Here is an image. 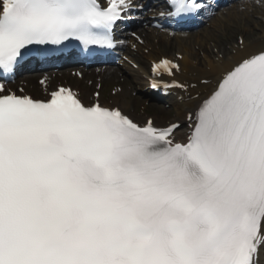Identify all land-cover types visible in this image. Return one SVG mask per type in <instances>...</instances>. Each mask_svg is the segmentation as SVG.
I'll use <instances>...</instances> for the list:
<instances>
[{
    "label": "snow or ice",
    "instance_id": "6c2138e0",
    "mask_svg": "<svg viewBox=\"0 0 264 264\" xmlns=\"http://www.w3.org/2000/svg\"><path fill=\"white\" fill-rule=\"evenodd\" d=\"M127 9L126 0H0V77L31 46L112 48ZM248 47L240 40L219 59L229 66L188 112L182 142L175 123L141 125L70 88L37 100L0 84V264H259L264 45ZM161 69L180 65L152 70Z\"/></svg>",
    "mask_w": 264,
    "mask_h": 264
},
{
    "label": "bare ground",
    "instance_id": "6f19581e",
    "mask_svg": "<svg viewBox=\"0 0 264 264\" xmlns=\"http://www.w3.org/2000/svg\"><path fill=\"white\" fill-rule=\"evenodd\" d=\"M249 5L245 11L230 10L225 21L220 20L219 23H216L213 32L207 33L204 37L195 33L187 35L178 33L173 37L167 33H158L159 36H156L158 41H154L153 46H150L149 60L160 59L159 48L164 45L163 50L168 52L165 55L177 60L180 65V71L174 69V74L169 75L172 81L178 80L184 85V91L178 90L175 94L177 99L182 98L177 103L176 117L172 121L181 123L175 132L177 141L184 139L189 133V125L185 121L188 112L194 111L197 105L209 95L215 85L216 75L229 66L228 62L221 64L219 59L229 56L231 52L235 51L240 40L249 44L248 51L264 45V3ZM224 32V37L220 38ZM208 41H212L210 47L206 44ZM154 45H157V48ZM213 66H216L217 71L210 73L207 69ZM143 68L145 67H139L137 72L140 73L142 87L146 89L154 75L151 71H145ZM205 79L211 80L212 83L203 84L202 81ZM132 101L124 95L121 98L116 97L114 103L110 104L118 106L125 114L142 120L141 115L135 113V103ZM154 121L159 125L164 124L161 115H156Z\"/></svg>",
    "mask_w": 264,
    "mask_h": 264
},
{
    "label": "rangeland",
    "instance_id": "374dc122",
    "mask_svg": "<svg viewBox=\"0 0 264 264\" xmlns=\"http://www.w3.org/2000/svg\"><path fill=\"white\" fill-rule=\"evenodd\" d=\"M211 42H212V41H208V43H207V46H209V47H210V45H211ZM119 79H120V81H122V79H123V78L120 76V78H119ZM110 82H113V81H112V79L110 80ZM93 86H94V84H92V85H91V84H90V85H88V89H89V87L92 89V88H93ZM138 96H140V95H138ZM155 112H160V111H158V110H154V113H155ZM170 113H171V114H173V113H174V111H167V112H165V115H169Z\"/></svg>",
    "mask_w": 264,
    "mask_h": 264
}]
</instances>
